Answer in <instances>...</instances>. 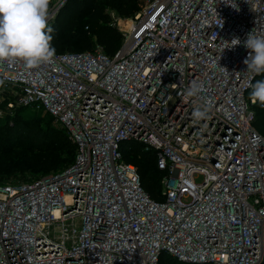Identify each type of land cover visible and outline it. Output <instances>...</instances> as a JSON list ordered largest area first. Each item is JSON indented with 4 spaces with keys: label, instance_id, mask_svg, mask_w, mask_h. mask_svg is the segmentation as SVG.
<instances>
[{
    "label": "built area",
    "instance_id": "built-area-1",
    "mask_svg": "<svg viewBox=\"0 0 264 264\" xmlns=\"http://www.w3.org/2000/svg\"><path fill=\"white\" fill-rule=\"evenodd\" d=\"M233 2L146 0L112 56L97 45L32 69L0 63V115L47 113L75 145L62 171L0 184V264L262 261L264 137L244 41L264 35V0ZM192 81L203 90L186 98ZM128 142L164 171L162 201L124 160Z\"/></svg>",
    "mask_w": 264,
    "mask_h": 264
},
{
    "label": "trees",
    "instance_id": "trees-1",
    "mask_svg": "<svg viewBox=\"0 0 264 264\" xmlns=\"http://www.w3.org/2000/svg\"><path fill=\"white\" fill-rule=\"evenodd\" d=\"M145 2L146 0H68L64 7L69 14L66 23H50L53 28L51 44L57 54L89 51L98 45L106 55L112 56L120 48L123 38L117 26L111 24L109 12L128 18L138 12ZM82 16L85 17L84 21H78ZM261 79H264V74H259L253 84ZM253 108V125L261 134L259 129L263 125L261 118L264 117V107L257 102ZM31 112L42 113L43 117L23 118L14 112L5 124H0L1 185L29 182L26 180L32 178L36 180V176L60 172L74 161L75 145L68 139L66 132L60 127L54 129L48 125L45 126H48L46 129L41 124L46 117L51 119L46 124L53 123L52 117L43 112ZM121 151L124 160L136 167L144 192L152 200L162 201L160 180L164 171L158 168L154 154L145 153L139 146L127 143L121 145ZM13 178L17 182L12 181ZM2 180L5 182H1ZM163 257L165 255L161 257V264H183L175 259L164 261Z\"/></svg>",
    "mask_w": 264,
    "mask_h": 264
},
{
    "label": "clouds",
    "instance_id": "clouds-1",
    "mask_svg": "<svg viewBox=\"0 0 264 264\" xmlns=\"http://www.w3.org/2000/svg\"><path fill=\"white\" fill-rule=\"evenodd\" d=\"M236 7L233 0H226ZM51 0H0V63L15 64L22 62L27 68H37L52 62L56 50L52 46L53 28L48 21ZM241 41L233 39L231 46ZM244 46L249 49L244 60L247 71L257 75L264 74V35L248 34ZM4 81L0 80V85ZM252 88L250 98L253 103L259 102L264 107V79L249 85ZM203 84L192 81L185 90L186 98L198 97ZM210 108L205 104L198 105L192 112L195 120L208 118Z\"/></svg>",
    "mask_w": 264,
    "mask_h": 264
},
{
    "label": "rangeland",
    "instance_id": "rangeland-1",
    "mask_svg": "<svg viewBox=\"0 0 264 264\" xmlns=\"http://www.w3.org/2000/svg\"><path fill=\"white\" fill-rule=\"evenodd\" d=\"M68 0H51V4H50V14H52L53 16V21H58L59 24H65L66 21L69 19V14L68 12L65 10V4ZM109 16H110V22L112 25H116L117 28L119 29V31H126L131 23V18L132 16L128 17V18H123V17H120L118 16L115 12H109ZM85 19L84 16L80 17L78 19V21L80 22H83ZM3 95H7V94H4ZM250 96V92L247 93V97ZM5 100H3V98L1 97V93H0V110H5ZM16 112L17 115L25 118H33V117H43V114L42 113H37V112H31V110H22L20 108H17V109H14L12 113ZM11 114H2L0 115V124H5V121L9 118H11L10 116ZM262 121H263V125L262 127L259 129V131L261 132V134L263 135L264 137V117L261 118ZM51 121L50 117H46L45 121L43 122V127H45L46 125H48L49 127H53L54 129H58L59 127L57 125H55L54 123H50V124H46V122H49ZM53 121V120H52ZM47 126V127H48ZM47 127H45L47 129ZM128 144L131 146V145H135L134 143H131V142H128ZM136 146H139L138 144H136ZM140 147V146H139ZM54 173L52 174H49L48 176H51L53 175ZM19 177V176H17ZM42 177H46V176H36L35 178L38 179V178H42ZM31 180H34V178L32 179H27L26 181H31ZM12 181H16V179H12ZM1 182H5L4 180H2ZM186 201V200H184ZM164 261H170L172 260L170 257H163Z\"/></svg>",
    "mask_w": 264,
    "mask_h": 264
},
{
    "label": "water",
    "instance_id": "water-1",
    "mask_svg": "<svg viewBox=\"0 0 264 264\" xmlns=\"http://www.w3.org/2000/svg\"><path fill=\"white\" fill-rule=\"evenodd\" d=\"M259 264H264V223H263V256H262V261Z\"/></svg>",
    "mask_w": 264,
    "mask_h": 264
}]
</instances>
